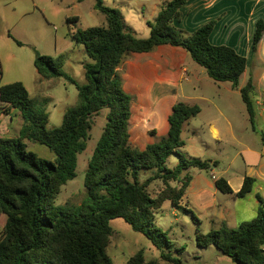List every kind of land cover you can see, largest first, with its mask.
<instances>
[{
    "label": "trees",
    "instance_id": "obj_1",
    "mask_svg": "<svg viewBox=\"0 0 264 264\" xmlns=\"http://www.w3.org/2000/svg\"><path fill=\"white\" fill-rule=\"evenodd\" d=\"M188 1L168 2L153 21L147 22L150 36L139 38L126 28L119 10L106 6L104 0H95V9L105 17L106 25L71 32L73 41L84 47L90 59L84 65L83 85L63 71L64 56L37 53L34 67L42 78L62 77L78 91V103L65 111L58 127L48 128V113L30 97L23 83L0 85L1 109L16 110L23 120L17 137L0 138V215L6 216L0 228V264H115L107 249L113 234L110 222L116 218H122L147 238L166 264H184L178 255L185 248H175L167 232L156 225L155 215L170 202L176 211L192 214L200 223L193 209L184 203L193 179L191 171L211 170L218 162L191 157L180 150L185 146L184 125L201 110L177 102L168 118L166 137L144 149L135 148L130 134L132 97L123 88L119 69L133 53H149L162 45L180 47L209 79L239 89L252 125L257 101L251 73L244 86H239L248 67L247 59L232 47L210 42L215 21L192 34L174 26V19ZM67 21L76 23L78 18ZM263 33L264 19H260L253 37L254 52ZM2 74L0 63V79ZM102 112H106L105 124L85 172L86 197L79 205L56 208L61 188L77 176L78 156L87 149L94 117ZM27 141L46 146L56 156L55 161L28 152ZM174 153L179 162L168 168L167 161ZM148 171L152 175L142 179ZM156 182L161 187L153 195L149 188ZM256 182L245 177L237 194L224 178L216 181V187L223 194L245 198ZM196 243L200 248L216 247L237 264H264L262 204L252 221L236 228L222 227L208 233L198 230ZM127 264L158 262H147L139 251Z\"/></svg>",
    "mask_w": 264,
    "mask_h": 264
},
{
    "label": "rangeland",
    "instance_id": "obj_2",
    "mask_svg": "<svg viewBox=\"0 0 264 264\" xmlns=\"http://www.w3.org/2000/svg\"><path fill=\"white\" fill-rule=\"evenodd\" d=\"M94 0H86L84 3H78L74 0H0V63L2 65V78L0 85H8L15 82H21L28 90L30 97L38 101L49 115L48 128L61 125L65 111L78 103V91L76 86L69 83L66 79L59 77L50 80L42 78L34 67V61L37 53L53 58L64 56L65 65L63 71L72 77L78 84L83 85L85 80L84 65L90 62V59L84 51V47L77 45L71 32L77 29H88L91 27H100L105 25V17L97 12H93ZM77 17L76 23H68V18ZM136 26L135 34L140 38H148L146 27ZM21 42L18 45L11 37ZM241 46H245L244 39L236 40ZM191 72V82L185 83L186 93L192 96L188 103L200 108V114L193 120L195 126L207 121L213 114L214 105L225 112H231L238 118L234 120L236 127V136L241 143L258 148L261 147L260 133L264 130V122L255 119L253 127L247 121V109L242 101L241 95L237 89L234 93L227 94L226 88L229 83L215 82L207 77L204 69L195 64L192 60L188 61ZM249 76L247 74L240 78L239 86H243ZM229 98L226 100V98ZM106 112L94 117V126L91 131V138L88 141L87 149L78 156L77 176L61 188L56 200V208L65 206L79 205L85 199L87 189L84 186L85 172L93 150L101 137L102 128L105 124ZM23 124L22 118L15 121L14 130H20ZM202 136L204 133L199 132ZM189 134H184L187 139ZM206 139L210 137L206 134ZM213 143V149L202 148V153H206L208 160L210 155L232 156L236 152V146H228L221 149L216 142ZM26 150L35 153L38 157L49 161H55L56 156L44 145L35 142H26ZM181 153L188 155L190 149L183 147ZM219 161L218 169L226 168L229 160L211 157ZM179 162V156L174 153L168 161L167 167L173 168ZM242 163L239 157L237 164ZM217 173L219 170L213 167ZM192 172H201L205 176H210V170L193 169ZM193 174V173H192ZM148 171L142 175V179L151 176ZM210 178V177H208ZM161 187L159 182L150 186L149 190L154 195ZM220 196L229 197L226 194ZM248 198V197H247ZM239 216L235 219V226L241 221H247L253 217L252 202L246 199H239L236 206ZM196 216L199 214L195 213ZM156 225L167 232L168 239L174 243L175 248L184 247L182 254L178 255L184 264H237L229 257L223 255L216 247L200 248L196 243V232L199 230L208 233L216 230L210 223L201 225L192 216V214L176 211L169 202H166L162 209L156 213ZM256 216V215H255ZM6 221L5 215H0V228ZM113 234L110 239V245L107 249L115 264H127L128 260L137 252L144 253L146 261H157L158 264H166L160 257V251L142 234L135 232L129 224L122 218L113 219L110 222ZM226 229H232L225 227ZM177 256V253H174Z\"/></svg>",
    "mask_w": 264,
    "mask_h": 264
},
{
    "label": "crops",
    "instance_id": "obj_3",
    "mask_svg": "<svg viewBox=\"0 0 264 264\" xmlns=\"http://www.w3.org/2000/svg\"><path fill=\"white\" fill-rule=\"evenodd\" d=\"M74 1L84 3L86 0ZM170 1L104 0V3L110 8L119 10L126 28L134 33H136V26L143 29L141 26L143 24L146 27L144 34L147 36L148 31L150 32L147 22L153 21ZM92 5L93 12L97 15L95 0ZM260 19H264V0H190L181 8L180 16L173 22L177 29L192 34L202 26L215 21L210 42L213 45L232 47L247 59V69L249 74L251 73L257 93L253 125L247 114V121L253 127L255 119L264 122V33L257 50L254 52L252 49L256 23ZM240 39H244V48L236 41ZM189 60L191 58L184 49L162 45L149 53H133L121 65L119 74L123 88L132 97L130 134L131 143L135 148L144 149L148 144L166 137L169 130L168 118L173 106L177 102L189 104L188 101L192 100L193 97L186 93L184 88L185 83L191 82L193 73H197H192L189 69ZM246 74L247 70L244 75ZM226 91L227 94L234 93L231 84L227 86ZM237 91L240 94L239 89ZM228 98L229 96L226 100ZM214 108L210 118L200 125L193 124L195 118L184 125L182 139L185 142L184 147L187 150L190 149L188 156L206 158L207 155L202 153V148L213 149L211 141L216 142L221 149L235 145L237 150L232 156L220 153L208 157V160L218 162L215 167L217 169L220 163L211 157L229 160L227 167L218 169L217 173L214 168L207 173L210 176L191 171L193 179L187 189L184 203L189 205L194 213L199 214L197 217L201 225L210 223L214 228L233 229L236 228L233 227L235 219L239 216L236 208L239 199L252 202L254 215L250 220L254 219L261 204L264 208V130L260 133L261 147L258 148L257 145L250 147L241 143L236 136L234 120L238 117L231 112L222 111L216 105ZM20 118L16 110L9 108L5 112L0 106V138L17 137L20 130H14L16 135L13 136L10 133L14 129L15 121H19ZM200 131L204 133V136L207 134L210 139L202 136ZM186 132L189 135L185 140ZM239 157L242 158L241 164H237ZM245 177L257 180L253 191L245 198H237L233 195L220 196L223 193L216 187V181L219 178H224L234 194H237L243 186ZM173 212L176 214L174 208ZM248 221H241V223Z\"/></svg>",
    "mask_w": 264,
    "mask_h": 264
}]
</instances>
